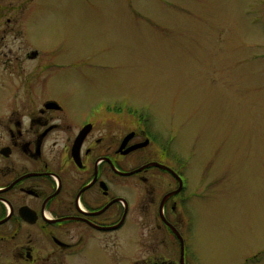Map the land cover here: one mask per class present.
Segmentation results:
<instances>
[{
	"label": "rangeland",
	"instance_id": "obj_1",
	"mask_svg": "<svg viewBox=\"0 0 264 264\" xmlns=\"http://www.w3.org/2000/svg\"><path fill=\"white\" fill-rule=\"evenodd\" d=\"M14 1L48 95L124 97L186 161L203 264H264V0Z\"/></svg>",
	"mask_w": 264,
	"mask_h": 264
},
{
	"label": "flooded vegetation",
	"instance_id": "obj_2",
	"mask_svg": "<svg viewBox=\"0 0 264 264\" xmlns=\"http://www.w3.org/2000/svg\"><path fill=\"white\" fill-rule=\"evenodd\" d=\"M13 2L0 7V264H203L176 152L124 97L48 95Z\"/></svg>",
	"mask_w": 264,
	"mask_h": 264
},
{
	"label": "water",
	"instance_id": "obj_3",
	"mask_svg": "<svg viewBox=\"0 0 264 264\" xmlns=\"http://www.w3.org/2000/svg\"><path fill=\"white\" fill-rule=\"evenodd\" d=\"M162 168L166 169L165 167L161 166Z\"/></svg>",
	"mask_w": 264,
	"mask_h": 264
}]
</instances>
